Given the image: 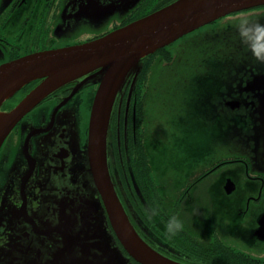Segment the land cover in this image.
I'll return each instance as SVG.
<instances>
[{
  "label": "flooded vegetation",
  "instance_id": "flooded-vegetation-1",
  "mask_svg": "<svg viewBox=\"0 0 264 264\" xmlns=\"http://www.w3.org/2000/svg\"><path fill=\"white\" fill-rule=\"evenodd\" d=\"M173 1L0 0V66L99 39ZM243 19L249 21L246 35L239 28ZM257 21L264 23V6L227 15L177 39L143 58L140 72L127 75L115 95L106 134L111 182L137 234L171 259L264 264V151L254 140V129L264 130V99L261 90L257 97L241 91L260 77L264 82V64L248 58L251 45L264 48V33L255 30ZM200 41L206 44L203 62H198ZM236 56L239 61L233 63ZM179 66L205 69L202 77L215 95L205 102L193 93L195 108L168 99L164 70ZM155 70L163 77L154 79ZM86 78L43 98L0 146V264H56V259L69 258L64 248L70 245L80 256L74 244L86 229L94 242L93 228L98 226L128 264H138L111 230L89 173L87 126L98 84L88 95L82 84ZM40 82L29 83L12 106ZM235 99L239 102L231 108L229 101ZM155 109L172 116L163 125L159 119V131L194 129L189 141L177 142L179 150L184 145L193 157L182 162L184 172L174 181L170 201L166 196L159 199L151 182L155 153L163 145L162 138L152 136L157 130ZM226 129L253 134V140L219 143L215 149L213 137ZM134 172L141 177L140 185ZM159 190L165 195V188ZM172 215L183 222L174 235L165 227ZM216 218L222 220L220 225L213 223Z\"/></svg>",
  "mask_w": 264,
  "mask_h": 264
},
{
  "label": "water",
  "instance_id": "water-1",
  "mask_svg": "<svg viewBox=\"0 0 264 264\" xmlns=\"http://www.w3.org/2000/svg\"><path fill=\"white\" fill-rule=\"evenodd\" d=\"M264 6V0H175L147 16L90 42L53 51L36 53L0 66V146L13 126L38 102L61 86L83 76L98 84L88 119L86 158L93 184L111 230L126 254L138 264H186L151 248L136 233L111 182L106 160V134L111 107L127 75L141 70V60L177 39L227 15ZM41 79L9 109L3 104L29 83ZM260 77L241 91L253 96L264 82ZM84 84V82L82 83ZM228 95L232 97V93ZM239 100L229 101L234 108ZM264 105V100L261 102ZM264 117V108H262ZM256 142L264 151V130L254 129ZM264 223V216L261 219ZM88 227V225H86ZM94 229V242L86 229L77 246L71 245L68 259L56 264H128L119 249L111 246L106 231ZM91 249L95 252L89 254ZM107 261L104 262L103 259Z\"/></svg>",
  "mask_w": 264,
  "mask_h": 264
},
{
  "label": "rangeland",
  "instance_id": "rangeland-1",
  "mask_svg": "<svg viewBox=\"0 0 264 264\" xmlns=\"http://www.w3.org/2000/svg\"><path fill=\"white\" fill-rule=\"evenodd\" d=\"M127 8V6H125ZM205 42L200 41L197 44V52H198V62H203L206 56L205 53ZM239 56H236V58L233 60V63H238ZM250 60H255V57L253 56L252 52L250 56H248ZM190 61H194V57L192 56L190 58ZM264 64V62H261ZM197 69H193L190 67L185 68L184 66H179L176 68L165 69L164 70V86L168 88L167 91H164L165 96L170 100H182V104H190L192 108H195V104H197L196 101L192 99V94L197 93L198 97L196 96L197 100L201 99L202 101L206 102L207 96L210 94L215 95L212 91L211 93L208 91L207 87L210 85L209 81L207 79H204L202 77L203 75V69L202 67H196ZM163 77V74H158L157 70H155L153 78L158 79ZM93 83L91 80L84 81L85 91L88 92V95H92V86ZM156 85H158L156 83ZM98 88V86H97ZM95 89L94 94L96 93ZM197 88V91H196ZM215 88V87H214ZM263 92V91H262ZM260 92L259 94L261 95ZM255 97V95H254ZM257 97V94H256ZM92 99V98H91ZM91 101V100H89ZM90 103V102H89ZM195 103V104H194ZM4 105V104H3ZM154 116L157 118L156 125H155V131H153V137L155 139L162 138L163 145L162 147L158 145L157 150L159 153H155V167L152 170V179L151 182L154 184L155 193L160 196L159 199H161V196H166L167 199L173 200L175 196V184L174 181L180 176V173L184 172V163H182L185 160H188L192 158L191 151L186 148L183 144L182 150H179L177 148V142H179V138L187 139L186 141L190 140L191 132L194 131V129H159V119L162 122L168 121L172 118V116L168 115H161V111L159 109H155ZM89 119V118H88ZM199 120V115L197 117ZM254 135L250 134L248 136H245L244 133L239 129H226L223 132H220L218 135V138L212 139L213 147L216 149L219 146V143H230V145L240 143L244 141V138H248L250 141L253 140ZM158 138V139H159ZM255 140V139H254ZM184 142V141H181ZM242 147V146H241ZM180 164V165H179ZM183 165V166H182ZM165 188V195H163L162 192H160L159 188ZM221 216V215H219ZM221 219L216 218L213 220V223L215 225L221 224ZM79 250V249H78ZM104 262L107 260L104 258Z\"/></svg>",
  "mask_w": 264,
  "mask_h": 264
},
{
  "label": "clouds",
  "instance_id": "clouds-1",
  "mask_svg": "<svg viewBox=\"0 0 264 264\" xmlns=\"http://www.w3.org/2000/svg\"><path fill=\"white\" fill-rule=\"evenodd\" d=\"M248 23H249V21L246 19H243L239 22V28H240L241 33L243 35H246L250 31V29L246 27V25ZM255 30L257 32L264 33V23H260L259 21H257L255 23ZM257 39H259V37H257ZM250 50H251L253 56L259 62H264V48H261L258 50L257 45L253 44V45H251ZM165 227H166V231L170 235H174L176 232H178L179 230H181L183 228V222L177 216L172 215L168 218V221H167Z\"/></svg>",
  "mask_w": 264,
  "mask_h": 264
},
{
  "label": "trees",
  "instance_id": "trees-1",
  "mask_svg": "<svg viewBox=\"0 0 264 264\" xmlns=\"http://www.w3.org/2000/svg\"><path fill=\"white\" fill-rule=\"evenodd\" d=\"M31 85H26L24 86L23 88H21L20 91H18L14 97L8 101H6L4 103V105L2 106V109H8L10 106H12L13 102L16 100L17 96H21L26 90H28L30 88ZM134 175L136 177V180H137V177L139 178V182H137L138 185H140L141 183V177L140 176H137L136 173L134 172ZM170 258V257H169ZM175 260V259H173ZM176 261H179V260H176ZM179 262H182V261H179ZM183 263H186V264H196V263H188V262H183ZM225 263V262H224ZM201 264H223L222 262H218V261H215V260H206L204 261L203 263Z\"/></svg>",
  "mask_w": 264,
  "mask_h": 264
},
{
  "label": "bare ground",
  "instance_id": "bare-ground-1",
  "mask_svg": "<svg viewBox=\"0 0 264 264\" xmlns=\"http://www.w3.org/2000/svg\"><path fill=\"white\" fill-rule=\"evenodd\" d=\"M2 117H3V116L0 115V121L2 120Z\"/></svg>",
  "mask_w": 264,
  "mask_h": 264
}]
</instances>
